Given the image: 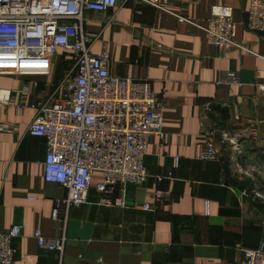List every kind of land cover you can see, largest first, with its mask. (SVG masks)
<instances>
[{
  "label": "crops",
  "instance_id": "1",
  "mask_svg": "<svg viewBox=\"0 0 264 264\" xmlns=\"http://www.w3.org/2000/svg\"><path fill=\"white\" fill-rule=\"evenodd\" d=\"M251 1L118 0L105 14L85 12L92 53L108 51L113 76L150 82L167 104L166 137L150 140L146 183L114 193L125 209L99 205L103 175L95 174L89 203L53 218L68 193L46 182V141L28 127L70 61L59 52L49 70L0 68V90L13 97L0 105V233L21 227L15 264H228L264 249V35L246 27ZM217 6L234 9L239 46L208 44L200 25ZM233 75L239 83L226 80ZM250 126L258 142L243 141L239 152L218 146V161L202 160L207 130ZM38 231L65 238L63 254L41 249Z\"/></svg>",
  "mask_w": 264,
  "mask_h": 264
},
{
  "label": "built area",
  "instance_id": "2",
  "mask_svg": "<svg viewBox=\"0 0 264 264\" xmlns=\"http://www.w3.org/2000/svg\"><path fill=\"white\" fill-rule=\"evenodd\" d=\"M117 6L118 0H0V68L49 70L59 52L70 61L55 93L37 104V115L28 127L31 137L46 141V182L68 193L67 199L56 203V221L62 208L89 203L95 174L103 175L96 187L102 196L99 205L127 208L124 200L114 197L117 187L146 183L150 140L166 137V100L156 95L148 81L113 76L109 52L93 54L95 39L83 33L85 12L105 14ZM246 27L264 35V0L251 1ZM200 28L211 46L221 50L239 46L230 6L214 7ZM226 80L239 83L237 75ZM259 90L264 102V86ZM12 99L11 91L0 90V105H8ZM207 112L212 114L213 110L207 108ZM205 136L204 161L219 160L218 146L239 152L243 141L259 139L254 126L245 131L211 128ZM141 208L155 210L151 204ZM20 235V226L0 233V264H15L14 241ZM35 237L41 249L63 254L65 238L49 240L41 231ZM228 264H264V249L245 250L243 261Z\"/></svg>",
  "mask_w": 264,
  "mask_h": 264
}]
</instances>
